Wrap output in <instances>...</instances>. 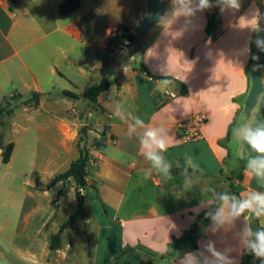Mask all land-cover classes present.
<instances>
[{
	"label": "crops",
	"instance_id": "1",
	"mask_svg": "<svg viewBox=\"0 0 264 264\" xmlns=\"http://www.w3.org/2000/svg\"><path fill=\"white\" fill-rule=\"evenodd\" d=\"M65 1L0 0V155L14 144L11 160L5 163L10 167L20 143L14 135L31 129L50 151L42 164L31 159L32 170L24 182L29 189L15 234L25 245L13 243V237L9 243L34 264L53 254L56 262L47 264H57L58 259L71 258L70 243L77 231L87 247H94L88 252L92 263L111 264L126 248L167 253L174 239L196 228L185 253L196 247L210 259L205 245L212 241L217 250L234 247L230 254L241 264L244 251L238 234L246 221L241 217L231 227L211 231L212 221L205 214L215 209L217 201L207 188L238 197L253 190L264 192L245 171L248 157L256 154L233 135V129L244 123L254 67L249 72L252 46L258 35L244 27L247 21L241 18L250 19L259 9L262 29L264 0H240L239 10L223 12L212 0V8L173 21L172 0H166L165 17L149 31L137 60L132 56L134 45L119 40L121 30L116 36L114 30L126 27L137 36L146 0H80L76 10L64 15L60 8ZM214 14L218 33L210 36L207 25ZM165 79L174 84L161 83ZM103 80L110 82L109 90L90 100L88 89ZM36 94L38 105L26 104ZM7 102L13 104L12 112L3 114ZM117 108L122 121L113 116ZM194 113L205 114L207 122L202 137L188 141L183 126ZM250 116L264 121V92ZM135 118L146 127L135 125ZM130 125L136 130L129 137ZM160 126L169 134L164 155L173 165L174 179L166 181L153 173L144 180L143 170L152 169L139 141L147 128ZM81 133L89 165L87 186L79 189L73 178L54 179L79 158ZM189 159L198 165L195 171ZM184 169L194 184L177 198ZM78 192L83 213L76 223L65 226L77 212ZM70 205L73 214L58 220ZM259 223L264 226V217ZM7 227V222L0 223L1 260L7 255L3 239L8 237ZM57 234L61 247L53 251L51 241ZM185 253L156 263L184 264ZM128 254L134 257L121 264L144 263L139 252Z\"/></svg>",
	"mask_w": 264,
	"mask_h": 264
},
{
	"label": "clouds",
	"instance_id": "2",
	"mask_svg": "<svg viewBox=\"0 0 264 264\" xmlns=\"http://www.w3.org/2000/svg\"><path fill=\"white\" fill-rule=\"evenodd\" d=\"M214 5L212 0H172V12L170 19L173 21L180 17L190 18L196 12L212 8ZM215 6L219 7L221 12L227 10H239L241 7L240 0H215ZM262 14L259 9H255L250 19L242 17L246 20L244 27L250 28L253 32L259 33L264 31L259 27V19ZM186 22L187 19H186ZM256 46L260 51H264V38L256 37ZM250 51V49H249ZM253 59L258 57L253 56ZM165 85L174 84L173 80L165 79L161 81ZM113 116L124 120L119 108L113 112ZM244 123L233 129V135L239 143L245 144L255 153L254 156H249L245 171L252 176L257 183L264 187V121L257 120L254 116L242 115ZM135 125L145 128V122L140 118H135ZM135 126L128 127L129 137L135 132ZM168 131L166 128L152 127L147 128L140 138V147L144 150L143 155L150 163L149 169L143 170V179L148 180L153 173L161 176L166 181L174 179L172 175L173 165L167 161L164 153L168 149ZM188 164L195 169L198 165L192 163L191 159ZM179 167V165H177ZM184 177L180 192L176 195L180 198L184 192L191 189L194 181L188 175V170L184 169L181 173ZM207 191L213 193V199L217 201V206L214 210L206 212V217L212 221L211 231L215 232L220 228L231 227L235 222L243 217L246 221L243 228L239 232V247L246 253L253 255L255 259L260 260L264 264V226L254 229L251 221L259 220L264 217V192L253 190L245 197H238L229 192L217 193L215 188L209 187ZM209 257L203 255L200 251H192L185 253L184 264H238V261L232 253L235 248L228 247L223 251L217 250L212 241H208L205 245Z\"/></svg>",
	"mask_w": 264,
	"mask_h": 264
},
{
	"label": "rangeland",
	"instance_id": "3",
	"mask_svg": "<svg viewBox=\"0 0 264 264\" xmlns=\"http://www.w3.org/2000/svg\"><path fill=\"white\" fill-rule=\"evenodd\" d=\"M137 6H139V2L137 3ZM12 106L13 104L10 102L5 103L3 106L5 107L3 108L4 111L2 110L4 112L3 114H9L8 111L11 110ZM29 127L31 126L29 125ZM14 137H16V139H18L20 143L17 156L15 157L13 164L10 167L7 166L2 160L3 156L0 155V223H8V227L6 228L8 237H3L4 244L7 245V255L2 260L0 259V261L2 262V264H34L32 261L27 260L26 257H22L20 254H18L15 248L16 246H13L11 243H9V241L10 237H13V243L16 241L17 245H25V243L22 242V239H19L15 234L16 228L18 225H20V221L22 218L21 208L22 204L26 202V191L27 189H29L24 182L27 178L26 176H28L30 171L32 170L31 159L34 158L38 164H42L44 159L49 156L50 151H47L42 142H38L39 136L36 134L35 130L31 129V131L27 133H22L16 136L14 135ZM86 191L88 195L93 194L90 189H86ZM9 193L12 194V197L10 204L7 205L6 202ZM73 212L74 209L71 205L65 207L59 213L58 220H63V218L67 216V213L73 214ZM67 238L65 242V248L68 244L67 241L69 240V237ZM70 244L74 246L72 252L69 253L71 254V258L64 262L58 259L57 264H71V262L74 260L77 261L78 264H94L92 263L93 259L90 260L88 258V252H94V247H87L85 245L80 232H74ZM131 257L134 256L128 254L111 264H121V262L124 261L125 258L127 261L128 259H131ZM142 257L144 259V263L142 264H149L153 261L154 263L158 262L157 260H153L152 257L150 258L146 255ZM47 261H50L51 263L56 262V257H54V254L49 259H40L39 264H47Z\"/></svg>",
	"mask_w": 264,
	"mask_h": 264
},
{
	"label": "trees",
	"instance_id": "4",
	"mask_svg": "<svg viewBox=\"0 0 264 264\" xmlns=\"http://www.w3.org/2000/svg\"><path fill=\"white\" fill-rule=\"evenodd\" d=\"M79 5H80V0H66L61 5V8H60L61 13L64 15H67V14L73 12L74 10H76L79 7ZM218 26H219V21L217 19V15L214 14V15L210 16L209 22L207 25L208 35L216 36L218 33ZM120 30H121V36H120L119 40L129 41L131 46H133L136 42L137 36L131 34L130 29H128L126 27H120ZM256 47L257 46H256V43L254 41L253 46H252V55H251L249 72H250V69L255 65V62H256V59L252 58L253 56H257V48ZM110 86L111 85H110V82L108 80H103L100 85L90 87L88 89L89 99L92 101H96L97 97L100 94H102L103 92L109 90ZM184 89L185 90L183 93L186 94V88L184 87ZM39 98H40V96L38 94H36V95H34L33 100L30 99V100L26 101V104H31V102L34 101L36 103V105H38ZM8 112L11 113L12 110H9ZM2 148L3 147L0 143V149H2ZM13 150H14V144L13 143L8 144L6 147H4V152H3L4 163L10 162ZM79 150H80L79 158L72 163V165L68 171H66L63 174L58 175L54 179V182L63 181V180H67L69 178H73L79 189L87 186L86 178H87V169H88V165H89V155H88V151H87V148L85 145V138H84L82 133H81V138H80V142H79ZM239 177L242 178V175H240ZM77 196L79 199L77 212L68 219L65 226L76 223L83 213V210H84L83 197L80 194V192L77 193ZM251 224H252L254 229L262 227L259 223V220H256V219H253L251 221ZM196 233H197L196 228H192V229L186 231L180 238H176L173 240V243L171 244L170 251H168L167 253H164V254H158L157 255L155 253L154 254L146 253V252H144L140 249H136V248L123 249L117 255L115 262L130 252H139L141 256L146 255V256H149L150 258L152 257L153 260H157L158 262L166 260V259H170V258L173 260L177 259L180 256H182V254L185 253V251L187 250V248L184 246H186L187 244L194 241V239L196 237ZM60 243H61L60 234L53 236L52 241H51V250L55 251V250L60 249V247H61ZM193 250L197 251V248L193 247ZM149 264H155V263L153 261V262H150ZM241 264H261V262H260V260L255 259L253 257V255L244 252V256H243V260H242Z\"/></svg>",
	"mask_w": 264,
	"mask_h": 264
},
{
	"label": "water",
	"instance_id": "5",
	"mask_svg": "<svg viewBox=\"0 0 264 264\" xmlns=\"http://www.w3.org/2000/svg\"><path fill=\"white\" fill-rule=\"evenodd\" d=\"M147 12L139 22L137 27V38L132 50V56L135 60L139 59L146 42L149 31L165 17L167 11L166 0H146ZM262 29H264V24ZM257 36L264 38V31H260ZM255 65L251 70L252 86L249 92L245 115H251L258 104L261 94L264 92L263 73H264V51L257 48Z\"/></svg>",
	"mask_w": 264,
	"mask_h": 264
},
{
	"label": "built area",
	"instance_id": "6",
	"mask_svg": "<svg viewBox=\"0 0 264 264\" xmlns=\"http://www.w3.org/2000/svg\"><path fill=\"white\" fill-rule=\"evenodd\" d=\"M11 7L13 8V6ZM114 33V36H116L118 33L120 34V29H115ZM206 122L207 116L205 114L194 113L191 119L183 126L185 140H196L202 137V130ZM80 192L82 193L83 190L81 189Z\"/></svg>",
	"mask_w": 264,
	"mask_h": 264
}]
</instances>
